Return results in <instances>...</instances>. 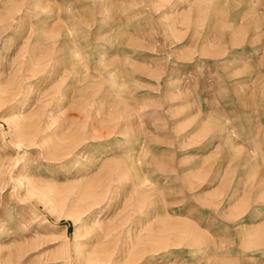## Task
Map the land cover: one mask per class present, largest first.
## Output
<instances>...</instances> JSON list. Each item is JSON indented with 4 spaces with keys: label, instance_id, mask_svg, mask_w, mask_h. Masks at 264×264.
I'll return each instance as SVG.
<instances>
[{
    "label": "rangeland",
    "instance_id": "rangeland-1",
    "mask_svg": "<svg viewBox=\"0 0 264 264\" xmlns=\"http://www.w3.org/2000/svg\"><path fill=\"white\" fill-rule=\"evenodd\" d=\"M0 264H264V0H0Z\"/></svg>",
    "mask_w": 264,
    "mask_h": 264
}]
</instances>
